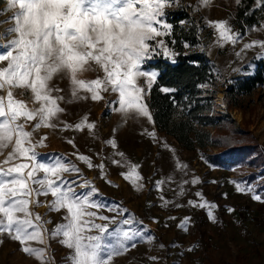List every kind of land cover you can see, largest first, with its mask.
I'll return each instance as SVG.
<instances>
[{
    "label": "snow or ice",
    "instance_id": "snow-or-ice-1",
    "mask_svg": "<svg viewBox=\"0 0 264 264\" xmlns=\"http://www.w3.org/2000/svg\"><path fill=\"white\" fill-rule=\"evenodd\" d=\"M201 3L206 5L208 0ZM173 5L179 7V0H6V7L0 9V14L11 13L7 20L0 21V27L11 25L0 31V234L18 242L21 251L35 255L40 264H47L46 251L29 246L30 242L46 244L52 238L62 237L58 242L69 250L66 257L69 264H113L115 256L126 253L129 247L135 248L137 238H142L140 230L122 228L130 224L128 219L99 214L104 205L94 199L97 189L82 180L81 170L75 164L62 158L52 163L40 162L36 149L44 146L47 137L34 140V135L41 128L58 127L61 130L86 127L91 133L95 125L87 122V117L74 126L60 120L66 111L60 106L61 101L70 104L88 98L113 105V110L125 119L147 118L154 122L147 98L158 74L142 70V66L159 54L157 49H163L165 56L175 62L165 41L158 39L172 32L166 9ZM256 5L264 10V0H256ZM210 23L219 33L220 46L235 44L240 39V33H233L226 21ZM254 46L264 48V41L244 44L237 57ZM90 71L98 72L96 78L83 79L84 73ZM57 77L68 81L67 100L53 94L64 91L54 86ZM141 78L144 83H140ZM17 91L23 99L17 98ZM160 91L174 90L162 87ZM104 93L115 99L105 100ZM147 134L155 137L154 132ZM67 142L75 147L73 140ZM107 143L114 149L117 147L114 139ZM76 158L89 169L99 168L101 178L106 179L103 163L93 165L89 157L79 154ZM69 173L76 178L68 179L65 174ZM121 175L133 183L141 179L136 166L130 167L128 175ZM234 183L238 192L252 191L250 186ZM77 188L89 191L78 192ZM49 195L53 199L42 204L39 197ZM252 199L264 202L258 194H253ZM188 203L200 209L215 207L206 201L199 205L191 200ZM39 207H46L49 212L63 210L64 223L57 224L49 234L45 225L51 221L34 211ZM108 211L121 217L127 212L119 206ZM207 215L215 222L212 211ZM110 225L118 226L110 228Z\"/></svg>",
    "mask_w": 264,
    "mask_h": 264
},
{
    "label": "rangeland",
    "instance_id": "rangeland-1",
    "mask_svg": "<svg viewBox=\"0 0 264 264\" xmlns=\"http://www.w3.org/2000/svg\"><path fill=\"white\" fill-rule=\"evenodd\" d=\"M5 7L6 0H3L0 9ZM166 11L167 22L171 25L176 22L178 32L188 35L182 42L183 53L204 52L213 65L217 78L213 86L216 110L219 111L215 100L221 94L225 108L220 112L233 120L238 132L250 131L257 138L259 147L264 149V83L241 96L238 106H228L223 99L231 80L252 74L255 61L264 57V48L259 46L243 51L239 57L236 55L244 44L264 41V30H261L264 16L258 23L240 28L234 16V0H208L206 5L201 0H179V7L173 5ZM10 15L0 14V21L7 20ZM214 21H226L233 33H240V39L235 44L220 46L217 43L219 33L210 23ZM10 26L4 24L0 31ZM171 38L175 40L173 36ZM158 39L165 41L169 56H173L172 41L164 35ZM157 51L159 54L146 61L142 70L158 74L155 68L147 65L148 62L159 57L172 60L165 56L163 49ZM97 75L98 72L90 71L82 78L91 80ZM53 83L64 90L54 95H61L65 100L70 98L66 79L57 77ZM140 83H144L143 78ZM81 95L87 93L81 92ZM104 96L105 100L115 99L109 93H104ZM17 98L24 97L17 91ZM60 106L66 110L60 115L61 121L74 126L87 117V122L93 123L95 128L91 133L86 127L82 130L41 128L35 133L34 140L45 136L47 139L43 147L36 149L38 160L52 163L62 158L75 164L81 170L82 180L91 182L97 189L94 199L104 205L99 214L116 217L117 220L128 219L130 224L122 226L124 230L141 231L142 238H137L136 247H129L126 253L115 256L113 264H264V202L252 199L253 194H258L264 201L263 163L250 165L245 158L232 164H211L205 160L204 151L221 154L226 151L211 146L185 148L175 137L159 130L154 122L147 118L125 119L105 101L93 102L90 98L70 104L61 101ZM152 132L155 133L154 138L147 134ZM112 139L117 144L115 149L107 143ZM68 140H73L75 147ZM77 154L89 157L93 165L103 163L106 179L101 178L99 168L89 169L85 162L79 161ZM113 160L119 163L114 165ZM178 164L184 167H178ZM131 166H136L141 177L135 183L121 175H128ZM65 176L76 178L71 173ZM193 179L200 182L192 184ZM234 182H240L241 187L250 186L252 191L238 192ZM77 191L86 193L89 189L77 188ZM197 192L201 195L197 196ZM52 199L51 195L39 197L42 204ZM190 200L196 205L206 201L207 205L215 207L200 209L189 205ZM117 206L127 210L124 216L108 211ZM229 208L234 211L229 212ZM34 211L40 213L44 220L51 221L45 225L49 234L57 224L64 223L61 219L65 215L63 210L49 212L44 207ZM208 211H212L215 222L208 219ZM117 226L110 225V228ZM61 238H52L46 244L33 241L29 246L44 248L47 264H69L66 260L69 250L58 242ZM191 240H197L198 245L193 251H188ZM150 257L157 259L154 261ZM0 264H40V260L35 255L22 252L21 245L7 234H0Z\"/></svg>",
    "mask_w": 264,
    "mask_h": 264
},
{
    "label": "trees",
    "instance_id": "trees-1",
    "mask_svg": "<svg viewBox=\"0 0 264 264\" xmlns=\"http://www.w3.org/2000/svg\"><path fill=\"white\" fill-rule=\"evenodd\" d=\"M2 2L0 0V4ZM255 2L241 0L238 5L234 0V16L240 28L250 27L263 18L264 10L258 8ZM167 38L172 41L175 62L159 57L147 64L158 71L148 97L157 128L175 137L185 148L211 146L226 151L223 154L204 151L205 160L211 164H232L247 158L250 165L263 163L264 170V149L259 147L257 138L248 130L238 132L233 120L216 110L213 86L217 78L207 55L201 51L183 53L182 42L188 35L178 32L176 22ZM255 63L252 74L234 78L226 86L223 99L228 106H238L241 96L264 83V57L258 58ZM203 84L209 86L200 87ZM162 87L174 91L162 93Z\"/></svg>",
    "mask_w": 264,
    "mask_h": 264
},
{
    "label": "bare ground",
    "instance_id": "bare-ground-1",
    "mask_svg": "<svg viewBox=\"0 0 264 264\" xmlns=\"http://www.w3.org/2000/svg\"><path fill=\"white\" fill-rule=\"evenodd\" d=\"M215 103L217 104L218 106V110L219 111H224V108H225V104L223 103L222 101V95L221 94H218V97L217 99L215 100ZM44 207H39L40 210H42ZM39 211V210H38Z\"/></svg>",
    "mask_w": 264,
    "mask_h": 264
},
{
    "label": "built area",
    "instance_id": "built-area-1",
    "mask_svg": "<svg viewBox=\"0 0 264 264\" xmlns=\"http://www.w3.org/2000/svg\"><path fill=\"white\" fill-rule=\"evenodd\" d=\"M188 245L190 248H192L194 250L197 247L198 242H197V240H191L188 242Z\"/></svg>",
    "mask_w": 264,
    "mask_h": 264
}]
</instances>
